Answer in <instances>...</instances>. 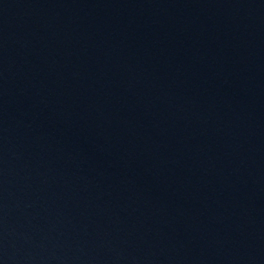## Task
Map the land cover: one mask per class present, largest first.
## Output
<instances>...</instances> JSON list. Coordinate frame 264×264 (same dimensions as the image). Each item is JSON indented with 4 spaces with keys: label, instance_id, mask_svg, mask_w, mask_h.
Here are the masks:
<instances>
[{
    "label": "water",
    "instance_id": "1",
    "mask_svg": "<svg viewBox=\"0 0 264 264\" xmlns=\"http://www.w3.org/2000/svg\"><path fill=\"white\" fill-rule=\"evenodd\" d=\"M0 264H264V0H0Z\"/></svg>",
    "mask_w": 264,
    "mask_h": 264
}]
</instances>
